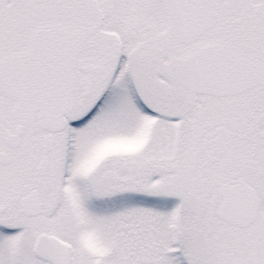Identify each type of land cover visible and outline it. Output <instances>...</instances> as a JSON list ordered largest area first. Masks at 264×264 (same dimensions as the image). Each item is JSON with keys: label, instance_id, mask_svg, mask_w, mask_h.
Instances as JSON below:
<instances>
[{"label": "snow or ice", "instance_id": "snow-or-ice-1", "mask_svg": "<svg viewBox=\"0 0 264 264\" xmlns=\"http://www.w3.org/2000/svg\"><path fill=\"white\" fill-rule=\"evenodd\" d=\"M0 264H264V0H0Z\"/></svg>", "mask_w": 264, "mask_h": 264}]
</instances>
